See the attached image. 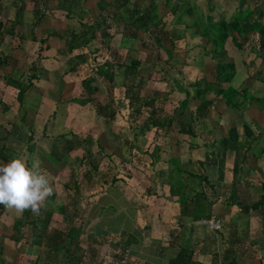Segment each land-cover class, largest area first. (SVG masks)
Instances as JSON below:
<instances>
[{"label": "crops", "instance_id": "1", "mask_svg": "<svg viewBox=\"0 0 264 264\" xmlns=\"http://www.w3.org/2000/svg\"><path fill=\"white\" fill-rule=\"evenodd\" d=\"M97 1L86 0L84 9L89 6L97 14ZM159 1L170 3L174 0ZM188 1L195 3L213 21L221 18L231 21L239 17L242 27L260 20L264 26V0ZM58 3L59 0H0V102L9 106L6 111L0 106V164L17 156H24L29 166L34 160L40 161L41 170L56 193L44 206L45 211L52 209L53 213L51 222L40 228L42 232L51 234L56 226H60L62 217L53 208L65 199L64 184L68 181L71 163L83 153L81 147L71 149V135L68 134L71 130L81 139L90 134L96 142L99 140L103 155H110L109 158L102 157L99 169L110 164L117 172H123L121 159L130 157L132 149L129 146L134 143L142 148L135 149L142 165L134 170L136 174L132 180L124 183L119 179L112 186L90 192L81 186L75 222L81 229L78 254L88 245L99 246L100 258L109 263L118 246L106 240L103 245L98 242L111 235L127 239L130 253L149 264H170L180 245L198 241L202 253L193 259L198 264H233V261L234 264H264V205L247 212L242 209L243 204L264 202V59L257 61L253 75L249 76L244 59L255 55L234 48L231 37H228L226 58L231 57L235 64L231 85L246 88L254 97L245 100L242 111H236L218 99L206 111L205 117L193 118L188 113L194 111L197 102L190 98L193 95L191 85L204 74V65L207 66L205 74L208 79L216 70L211 57L204 53L206 38L195 32L194 27L184 29L183 23L180 27L179 24H169L168 28L175 25L176 57L198 61L194 65L188 62L182 72L184 75L174 77L189 90L188 95L171 80L161 82L158 88L169 91L168 96L174 102L183 101L188 96V108L173 119L165 133L154 136L152 128L135 140L133 130L125 123L124 108L117 111L114 120L107 122L97 114L95 105L70 101V97L80 90V78L76 73L63 75L65 57L58 56L59 61L55 57L56 49L64 48L65 38L48 37L47 30L54 28L58 33L66 34L71 25H79L80 19L74 14L67 17L65 9ZM176 3L183 4L181 0ZM209 5L213 9L210 10ZM194 17L195 14H186L183 19L190 22ZM245 36L248 38L246 45L259 40L258 31L254 29ZM41 38H47L50 48L39 52ZM4 60L7 61L2 63ZM34 65L38 78L26 91L20 107L17 89L7 84L5 77L22 78L31 73L30 68ZM121 81L122 70L116 72L114 87L107 80H100L96 102L111 103L115 109ZM209 90L208 96H215L214 88L209 87ZM177 106L168 101L165 108L172 113ZM29 128L34 137L31 141L28 140ZM44 128L46 131L42 134ZM156 146V156L146 167L145 162L150 161V157L145 151L151 153ZM92 149L98 151L96 144ZM51 151L62 160L50 164L44 155ZM173 158L176 159L174 164L170 161ZM67 159L68 164L65 163ZM173 165L179 169L173 170ZM61 168L66 170L52 174V169ZM190 174L206 179L199 180ZM179 177L184 185L181 202L178 201L180 197L171 196L168 184L169 179L174 182ZM106 190L110 199L100 201ZM210 213H216L222 219L221 232L212 233L198 226L199 220ZM40 215L48 218L47 212H40L39 215L31 213L30 218L24 220L23 214L0 206V264H69L65 247L57 252L46 238L40 243L30 239L28 232L38 233V229L23 224ZM177 223L181 228L175 226ZM190 227L195 229L191 235ZM74 246L70 245V248Z\"/></svg>", "mask_w": 264, "mask_h": 264}, {"label": "trees", "instance_id": "2", "mask_svg": "<svg viewBox=\"0 0 264 264\" xmlns=\"http://www.w3.org/2000/svg\"><path fill=\"white\" fill-rule=\"evenodd\" d=\"M85 1L86 0H59L58 5L65 9L67 17L74 14L80 19V23L77 26L71 25L69 31L65 32L66 34H60L54 28H49L47 30L49 33L47 35L48 37L56 36L61 39L65 38L63 44L64 48H57L55 57L57 61H59L58 56L65 57L63 59V64L65 65L63 75L67 73H76L77 75L81 67H87L86 73L84 76L80 77L78 83L80 90L78 94L75 92V94L70 97V101L80 105L87 103L95 105L97 114L102 115L107 122L114 120L117 111L124 108V115L126 116L125 123L133 130L135 140L138 136L145 135L152 128L154 129V136L168 131L172 125L173 119L176 116H180L188 108L187 105L190 98L196 101L197 105H195L194 111H189L188 115L197 119L205 117L206 111H208L213 102L218 99L222 100L227 106L236 111H242L245 100L253 99L254 94L250 93L246 88H238L231 85V81L235 74V64L231 57L226 58L227 51L225 45L227 46L226 41L228 37H231L234 48L243 49L255 55V57L251 59H244V65L248 70V74L252 76L257 61L264 59V26H262L261 20L258 22L253 21L248 27H242L240 25L239 17L231 21H226L223 18L213 21L211 16L204 15L195 3L188 0H181L183 2L182 6L176 3L177 5L168 7V11L162 13V15L157 12L159 5L153 0H150L147 6H144L147 0H98L96 2L97 14H95V11L93 12L90 10L89 6L84 9L83 4ZM166 6H168V4ZM209 9H213L211 5H209ZM177 11L178 15L173 20V24L180 25L183 23L184 29L194 27L195 32L207 39L204 46V53L211 57L216 73H214L212 78L209 74L208 79L205 74L207 66L205 67L204 65V74L199 76L200 78L195 80L191 85L193 88V95L190 98L187 96L183 101L174 102L171 97L168 96L170 93L169 91L148 87L149 81L153 79L154 72H147V70H145L143 60L139 53L143 51L157 57H161L164 53L163 61L169 65L172 60L181 62L182 65H186L189 62L186 58L176 57L174 53L176 45L175 27L168 28L169 24H171V19H168V14L175 17ZM186 14H195V17L192 21L188 22L183 19ZM41 16L43 17L44 13ZM253 29L258 31L259 40L257 43L248 42V45H246L248 38L245 35ZM47 38H41L39 40V52L50 48L49 44L46 43ZM241 38L243 41L239 42ZM35 39L33 35V40ZM124 40L129 41L130 46L128 43L123 42ZM135 41H138L139 45H133ZM41 56L42 54L39 53V58H41ZM6 61L7 60H4L2 63ZM210 66H208V70H210ZM36 69L35 65L32 66L30 68L31 73L26 74V76L22 78H14L12 76L5 77L6 83L17 89L16 98L20 107L24 101L26 91L33 86L34 80L38 78ZM117 70H122V81L117 91V100H119L117 102L120 104L114 109L111 103L103 105L99 101L96 102V94L99 92L98 83L100 80L105 79L111 85L114 84ZM156 71L157 73H161L158 70ZM163 71L167 73V70L164 69ZM43 72L45 73L44 70ZM158 80L160 83H166L171 80L180 91H184L186 95L189 93V90L182 86L179 79H174V76L167 77L166 74H163L158 76ZM209 87L214 88L215 96H208V94L211 93ZM168 101L178 105L172 113H169L165 108ZM0 104L2 111L9 109V106L6 104L1 102ZM191 113H193V115ZM30 129L31 128H29V130ZM45 131L46 128L43 129L42 134H45ZM30 133L29 141L34 138L32 130H30ZM66 134L67 133H65V135ZM68 134L71 135L69 139L71 141V149L81 147L83 153L81 157L76 156L75 160L71 163L68 181L64 184V189L67 191L65 199L63 198V201L61 200L53 208L54 212H57V214L62 217L60 226H56L51 234L42 232L40 228L46 227L48 223L51 222L50 215L53 213L52 209H48V211H50L49 213L45 211V207L41 209V212H47L48 218H43L40 215L34 218L32 222L31 220L24 222L23 225L38 229V233L31 234L28 232L32 242L40 243L46 238L49 244L53 243L57 252L65 247L69 264H107L108 262H106L105 258H100L99 246L88 245L83 252L80 254L77 253L79 247L78 236L81 233L80 227L75 223L76 217L78 216L77 207L80 201L78 195L81 193V186H84V188H87L86 191L90 192L95 188H103L107 185L112 186L119 179L124 183L132 180L133 174L135 173L134 170L138 169V165H142V160L139 158V155L135 153L138 151V146L136 147L134 143L129 146V149H132L130 151V157L121 159V164L124 168L123 172H117L118 170L116 171L113 169L110 164H108L105 169H99V164L103 159L102 157H110V155H103V147L99 143V140L96 142L90 134H87L85 138L81 139L78 134H75L71 130ZM94 144L98 147L97 152H94L92 149ZM30 146L31 144L29 147ZM138 148L142 149L140 147ZM157 150L158 148L156 146L151 153L147 150L145 151L148 153V157H150L148 158L150 161L147 160L145 162L146 167L152 162L153 157L156 156ZM44 156L50 164L62 160L61 157H58L52 151L46 153ZM175 160L176 159L173 158L170 161L174 164ZM65 163L68 164V159L65 160ZM172 168H174L173 170L176 169V171L179 169L177 165H173ZM51 171L54 175L60 172L58 169H52ZM170 173L172 174V171L169 172V175H171ZM190 175L194 178H199V180L206 179L204 176H199L197 174ZM168 184L170 185L171 196H178V198L180 197L178 201H183L182 195L184 194V185L181 178H176L174 182H171L169 179ZM133 187L135 189V185ZM202 194L205 195L204 192H202ZM55 196L56 193L53 192V195L49 198L53 199ZM263 205L264 202L258 200L250 204H243L242 209L247 212L249 209H260ZM30 214V211H25L23 213L24 220L30 218ZM22 221L23 219L20 220V222ZM198 224L200 228L204 230L207 229L201 219ZM175 226L181 228L178 223L175 224ZM221 230L218 232H221ZM194 232L195 229L192 230L190 227L189 234L191 235ZM44 235L45 237H43ZM105 240L118 246L117 252L112 257V260L114 262L113 264H119V261L124 256L125 250L129 249V241L125 238L117 239L116 237L107 235L102 238L98 244L101 245ZM199 243L200 241L191 242V244L186 242L184 245H180L179 251L175 257L170 259V264H198L193 259H196L198 253H202ZM73 244H75V246L70 248V245ZM112 260L108 264H112ZM234 263L233 261V264ZM126 264L149 263L145 260L136 258L129 251Z\"/></svg>", "mask_w": 264, "mask_h": 264}, {"label": "clouds", "instance_id": "3", "mask_svg": "<svg viewBox=\"0 0 264 264\" xmlns=\"http://www.w3.org/2000/svg\"><path fill=\"white\" fill-rule=\"evenodd\" d=\"M53 192L39 160L29 166L24 156H17L0 164V206L39 215Z\"/></svg>", "mask_w": 264, "mask_h": 264}, {"label": "rangeland", "instance_id": "4", "mask_svg": "<svg viewBox=\"0 0 264 264\" xmlns=\"http://www.w3.org/2000/svg\"><path fill=\"white\" fill-rule=\"evenodd\" d=\"M148 1V0H147ZM168 1H170V0H168ZM176 1L177 0H174V1H172V2H170V3H162V2H160L159 0L158 1H156L157 2V4L159 5V8H158V10H157V12L159 13V14H161L162 15V13H165V12H167L168 11V7H170V6H172V5H177L176 4ZM168 4V6H166ZM165 7V8H164ZM167 7V8H166ZM177 15H178V11H177V13H176V16L174 17H172V15H170V14H168V19L170 18L171 20H170V22H171V25L173 24V20L177 17ZM175 26V25H174ZM174 26H171L172 28H174ZM179 27H180V25H179ZM123 42H125V43H128V45L130 46V44H129V41H127V40H124ZM94 43V42H93ZM133 45H135V46H137V45H139V43H138V41H135L134 43H133ZM164 54V53H163ZM163 54L161 55V57L159 56V57H157V56H155V55H151V54H149V53H145V52H143V51H140V53H139V55H140V57L142 58V60H143V64H144V68H145V70H147V72H154V74H153V79H151L150 81H149V83H148V87H150V88H158V86L160 85V82H159V80H158V76H161V75H163V74H166V76L167 77H175V78H178V76H179V78H181L183 75H184V73L182 74V72L184 71V69L186 68V66H188V64L187 65H182V63L181 62H178V61H174V60H172L171 61V64L169 65V64H167V63H165L164 61H163ZM195 61L197 62L198 60L197 59H192V60H190L189 61V63H192V64H189V65H194L193 63H195ZM200 64V63H199ZM197 66H198V64H197ZM180 67H182V68H180ZM167 70V73H164V71L163 70ZM156 70H158V71H160L161 73H157V71ZM182 70V71H181ZM86 71H87V67H81L79 70H78V74H77V78H80V77H82V76H84V74L86 73ZM181 71V72H180ZM156 72V73H155ZM73 78L74 77H76V76H72ZM97 96V95H96ZM119 101V100H118ZM120 103H117V105H119ZM65 168H61L59 171L61 172V171H63ZM66 170V169H65ZM64 170V171H65ZM57 171V170H56ZM54 178V177H53ZM104 192H106V193H103L101 196L102 197H100V201H106V200H108V199H110V196L108 195V192H107V190L106 191H104ZM112 225V224H111ZM113 226V225H112Z\"/></svg>", "mask_w": 264, "mask_h": 264}, {"label": "built area", "instance_id": "5", "mask_svg": "<svg viewBox=\"0 0 264 264\" xmlns=\"http://www.w3.org/2000/svg\"><path fill=\"white\" fill-rule=\"evenodd\" d=\"M201 221L209 231L214 233H218V231L223 227L221 218L215 213H210L208 216L203 217ZM128 255L129 249H126L123 258L119 261V264H126Z\"/></svg>", "mask_w": 264, "mask_h": 264}]
</instances>
